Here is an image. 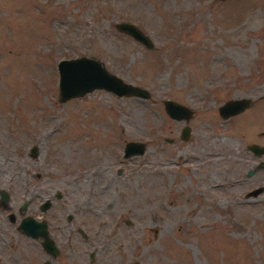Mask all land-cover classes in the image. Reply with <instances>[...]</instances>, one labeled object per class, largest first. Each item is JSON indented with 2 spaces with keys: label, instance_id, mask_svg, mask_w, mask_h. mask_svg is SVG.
<instances>
[{
  "label": "rangeland",
  "instance_id": "rangeland-1",
  "mask_svg": "<svg viewBox=\"0 0 264 264\" xmlns=\"http://www.w3.org/2000/svg\"><path fill=\"white\" fill-rule=\"evenodd\" d=\"M82 55L148 97L59 101L56 62ZM232 98L249 103L220 117ZM164 99L191 114L170 118ZM128 140L143 151L123 157ZM251 143L264 145V0H0V264H264ZM25 215L46 221L53 257L17 228Z\"/></svg>",
  "mask_w": 264,
  "mask_h": 264
},
{
  "label": "water",
  "instance_id": "water-1",
  "mask_svg": "<svg viewBox=\"0 0 264 264\" xmlns=\"http://www.w3.org/2000/svg\"><path fill=\"white\" fill-rule=\"evenodd\" d=\"M115 29L123 32L139 42L146 48L152 47L150 38L135 24L128 21H117L114 23ZM57 71V99L63 101L70 97L80 96L93 89H104L113 93L116 96L134 95L142 98L148 97V92L137 85L129 82H124L120 77L108 72L102 63L92 56H75L70 58H61L56 62ZM249 103V100L244 98H232L225 100L217 106V113L220 117L240 112ZM164 112L172 119H187L191 114L189 109L184 104L171 99L162 101ZM189 128L187 125H182L179 129V138L185 139L188 135ZM247 148L255 155L264 153V145L251 143ZM144 146L140 141L128 140L122 146V156L139 154L143 151ZM33 152V147L30 149ZM264 166V160H258L245 172V175H250L257 168ZM261 191V187H255L246 192V195H256ZM59 193H55L58 197ZM7 199V194L0 189V203L4 204ZM48 199H44L39 208L44 209L48 206ZM25 202L21 204L19 209H22ZM9 220H13V216L9 215ZM17 228L25 235L32 238H40V245L44 252L50 257L57 253V247L53 240L49 237L47 223L43 219H35L30 215H25L20 218L17 223ZM40 264H49L48 259H44ZM133 264H139L134 261Z\"/></svg>",
  "mask_w": 264,
  "mask_h": 264
},
{
  "label": "flooded vegetation",
  "instance_id": "flooded-vegetation-1",
  "mask_svg": "<svg viewBox=\"0 0 264 264\" xmlns=\"http://www.w3.org/2000/svg\"><path fill=\"white\" fill-rule=\"evenodd\" d=\"M5 205V204H4ZM83 237L85 236V234H83V232H82V234H81ZM58 250V249H57ZM88 256L89 257H91L92 256V253L90 252L89 254H88Z\"/></svg>",
  "mask_w": 264,
  "mask_h": 264
}]
</instances>
